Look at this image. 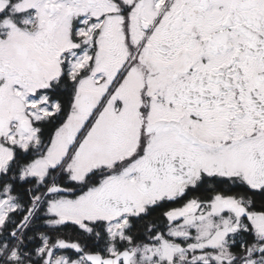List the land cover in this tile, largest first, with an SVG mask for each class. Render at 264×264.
<instances>
[{
	"label": "snow or ice",
	"instance_id": "obj_1",
	"mask_svg": "<svg viewBox=\"0 0 264 264\" xmlns=\"http://www.w3.org/2000/svg\"><path fill=\"white\" fill-rule=\"evenodd\" d=\"M0 264H264V0H0Z\"/></svg>",
	"mask_w": 264,
	"mask_h": 264
}]
</instances>
